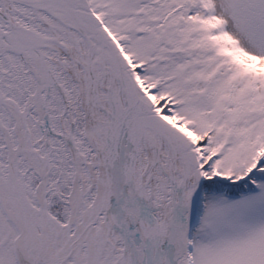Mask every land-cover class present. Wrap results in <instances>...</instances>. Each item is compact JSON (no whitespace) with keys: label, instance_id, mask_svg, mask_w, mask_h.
I'll return each mask as SVG.
<instances>
[{"label":"snow or ice","instance_id":"1","mask_svg":"<svg viewBox=\"0 0 264 264\" xmlns=\"http://www.w3.org/2000/svg\"><path fill=\"white\" fill-rule=\"evenodd\" d=\"M0 264H264V0H0Z\"/></svg>","mask_w":264,"mask_h":264}]
</instances>
